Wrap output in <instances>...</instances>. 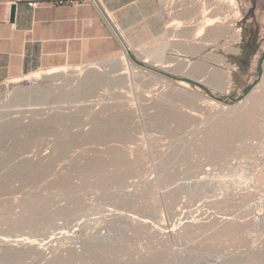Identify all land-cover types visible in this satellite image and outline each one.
Instances as JSON below:
<instances>
[{"label":"rangeland","instance_id":"obj_1","mask_svg":"<svg viewBox=\"0 0 264 264\" xmlns=\"http://www.w3.org/2000/svg\"><path fill=\"white\" fill-rule=\"evenodd\" d=\"M168 6L172 55L0 85V240H19L0 241V264H264V72L235 105L188 83L249 86L264 0Z\"/></svg>","mask_w":264,"mask_h":264},{"label":"crops","instance_id":"obj_2","mask_svg":"<svg viewBox=\"0 0 264 264\" xmlns=\"http://www.w3.org/2000/svg\"><path fill=\"white\" fill-rule=\"evenodd\" d=\"M79 1L0 0V85L115 58L127 48L174 54L168 0H105L101 10ZM177 55L185 58L184 49Z\"/></svg>","mask_w":264,"mask_h":264},{"label":"water","instance_id":"obj_3","mask_svg":"<svg viewBox=\"0 0 264 264\" xmlns=\"http://www.w3.org/2000/svg\"><path fill=\"white\" fill-rule=\"evenodd\" d=\"M14 13H15V6L13 5L11 7V19H13ZM126 52L133 59L130 49L127 48ZM140 64H142V63H140ZM142 65L145 66L144 64H142ZM263 72H264V54L260 58V61L258 64V70L256 72L254 79L249 84V86L246 89H244L243 92L240 93L239 95H237L236 97H232L230 95L222 96V95L212 94L211 91L208 90L205 86H203V85H201L195 81H192V80H188V83L198 86L201 90L205 91L212 99H214L218 102L229 103L230 105H235L236 103H239L242 100H244L245 98H247L248 95L252 92L253 88L256 87L260 83V81L262 79Z\"/></svg>","mask_w":264,"mask_h":264},{"label":"trees","instance_id":"obj_4","mask_svg":"<svg viewBox=\"0 0 264 264\" xmlns=\"http://www.w3.org/2000/svg\"><path fill=\"white\" fill-rule=\"evenodd\" d=\"M247 52L244 54H241L240 62L243 67H247L250 59L254 56V54L257 51V46L255 45V40L254 38H251L250 41L246 44ZM243 47V51H244Z\"/></svg>","mask_w":264,"mask_h":264},{"label":"built area","instance_id":"obj_5","mask_svg":"<svg viewBox=\"0 0 264 264\" xmlns=\"http://www.w3.org/2000/svg\"><path fill=\"white\" fill-rule=\"evenodd\" d=\"M105 0H80L79 2L76 3H84V4H89L96 8L97 10H101L103 8V3ZM34 5V4H31Z\"/></svg>","mask_w":264,"mask_h":264},{"label":"bare ground","instance_id":"obj_6","mask_svg":"<svg viewBox=\"0 0 264 264\" xmlns=\"http://www.w3.org/2000/svg\"><path fill=\"white\" fill-rule=\"evenodd\" d=\"M207 11V10H206ZM204 15V14H203ZM212 20V19H211ZM206 21H207V19H206ZM208 21H210V20H208ZM209 23H211V22H209ZM208 24V23H207ZM209 25V24H208ZM148 60H146V59H144V62H147ZM205 178V177H204ZM4 245H12V246H15L16 244H12V242H14V241H19V240H8L7 238H2L1 240H0Z\"/></svg>","mask_w":264,"mask_h":264}]
</instances>
